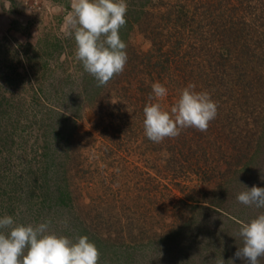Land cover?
Listing matches in <instances>:
<instances>
[{
	"label": "rangeland",
	"instance_id": "374dc122",
	"mask_svg": "<svg viewBox=\"0 0 264 264\" xmlns=\"http://www.w3.org/2000/svg\"><path fill=\"white\" fill-rule=\"evenodd\" d=\"M152 1L127 0V3L128 8L129 3H132L135 8L145 3V6L149 5ZM71 3L72 0H0V104L2 103L0 115H5L8 128L6 133H0L6 136L14 135V138L8 137L13 145L9 154L0 148V216L11 215L17 223L33 225L46 218L52 221L51 230L73 239L84 232L87 234L86 231L91 222L88 221L84 228H78V206L74 212L68 208L64 210L63 215L68 217L65 225L56 219L54 212L49 211L48 204L42 208L41 190H38L36 184L38 177L40 179L44 171L40 169L42 166L47 169L46 177L56 178L62 185L68 183V179L76 173L81 178L89 172L85 169L78 171L79 161L76 156L78 147H75L76 153H73L72 146L68 147V144L77 142L75 140H78V136H75L73 141L72 135L73 128L78 129L79 126L81 129H89L94 133L84 150L90 159L85 161L86 167L96 169L95 179H104L103 175L106 176L105 183L92 192L97 201L91 199L92 204L88 202V198H83L80 211L84 215L89 211L95 213L98 208L105 212L104 205L96 204V202L106 203V201L102 202L101 195L106 196L112 192L124 193L120 186L128 184L129 181H131L130 184L136 181L139 183L141 194L150 189L152 193L162 190L164 193L160 196V200L163 202V208L176 210L177 206V214L187 213V218L178 222L176 227L163 226L164 230L159 229L163 237L161 241L156 242L146 236L149 240L133 241V245L131 244L128 249L120 240L105 241L103 247L96 246L99 250L98 264H217L220 257L224 259L225 264H231L230 259L234 261V264H246L244 259L234 255L242 246L241 237L238 235L240 222L250 221L264 212V208L244 205L238 202L236 197L241 191H246V187L251 188L253 185L264 187V179H262L264 177V96H257L256 102L263 100L256 106L257 111L251 106L249 108L251 112L245 114V120L250 126H247L249 132L244 131L242 152L248 154V157L240 162L239 170L236 171L234 166L230 169V171L235 170L229 174L231 177L225 180L233 178L231 183L225 182L220 188H206L205 184L197 182V176L191 169L188 173L190 176L186 178L178 176L179 166L186 163V167H190L195 160L166 161V158L160 157L164 154L163 151H158L160 143L148 145L149 142L142 137V131L127 141L126 135L119 136V133L103 135L101 131L93 128V123L96 121L95 113L84 99L88 96L81 95L79 92V86L84 82L87 84L92 82L94 85L97 81L95 78L91 79L93 76L84 70L81 62L76 60L74 39L64 35V20L71 9ZM134 10L136 14H139V10ZM201 12H205L204 8L197 10V19L200 18ZM225 21L222 20L220 23ZM249 31L254 40L252 47L248 50L263 53V49L257 47L259 42H256L255 35L259 32L255 33L251 28ZM127 32L126 35L131 36L130 40L134 45L133 51L137 49L143 52L151 47L148 39L138 31L137 25L133 28L127 27ZM120 34L121 31H119ZM193 34L204 35L209 39L212 33L208 32L206 22L198 20ZM190 54L192 55V52ZM191 62L194 64L193 60ZM203 62L202 64H205L208 61ZM173 65L175 67L172 76L168 79L169 85L165 86L168 94L159 100L161 107L167 111H170L171 106L178 99L179 83H184L188 78L190 81V77H193L192 74L195 72L194 67L191 75L188 73V76H182L184 74L182 72L187 70H180L179 64L175 61ZM180 65L185 66V63ZM207 66L205 65L204 72L207 71L209 80L217 83L219 78L217 72L208 71ZM138 67L143 66L138 64ZM17 69L23 72L27 70L28 77L31 74L30 77L35 81L38 79L44 83L45 92L52 103L51 107L54 106L56 109L59 107L58 109L65 112L75 113L76 124L60 117L54 119L60 120V127L57 126V128L50 127L46 130L38 129L40 125H32L35 120L33 112L24 110L22 106L25 98L30 96L32 87L28 85L27 78L24 82L22 79H14V76H18L15 74ZM3 95H6V98H3ZM4 105L8 108L5 114L1 113L5 110ZM78 113L82 115L78 117ZM237 115L239 116L240 112ZM55 130L57 131L54 132ZM46 141L50 145L51 153L53 152L56 156V160L53 158L54 161H39V154L34 149L36 143H46ZM106 142H108L107 145H112L115 151L110 156L108 153L112 149L105 152L108 146L101 151ZM94 154L101 158L100 161H92L95 159ZM201 159L204 158H199ZM207 162L201 161L203 165ZM227 162L223 161L224 170ZM179 163L182 164L179 165ZM231 163L233 164V161ZM134 173L138 174V180L132 178ZM211 174L214 175L212 181L219 180L215 173ZM178 181H184V184H179ZM196 183L199 190L190 189ZM201 187H204V190ZM87 193L90 194V192ZM209 202L220 205V207L217 206L219 211L213 208L216 207L214 205L212 208L207 206ZM140 206L142 211L154 213V210L147 208L148 200L143 199ZM153 206L152 204L151 207ZM117 209H121L120 213L128 212L127 206L118 205ZM18 211L19 215H17ZM140 221L135 223L140 224ZM156 227L158 226L153 229H157ZM169 232L170 237H167ZM87 235L88 238L91 237ZM258 260L260 264H264V257H258Z\"/></svg>",
	"mask_w": 264,
	"mask_h": 264
},
{
	"label": "trees",
	"instance_id": "16d2710c",
	"mask_svg": "<svg viewBox=\"0 0 264 264\" xmlns=\"http://www.w3.org/2000/svg\"><path fill=\"white\" fill-rule=\"evenodd\" d=\"M145 4L133 8L132 3H129L126 24L119 30L122 40L127 45L128 59L124 71L114 75L103 86H98L97 82L94 85L92 82L89 84L84 82L79 86V92L81 95L88 96L84 99L87 101L88 107L95 113L96 121L93 123V128L101 131L103 135L108 133H119V136L126 135L127 141L142 131V137L149 142L148 145L150 143L157 144L146 137L143 128V107L149 101L151 85L157 81L165 86L169 85L168 79L172 76L175 67L173 61L179 64L180 70H187V72H182L184 73L182 76H188V73L191 75V71L195 67L193 77H190L191 80L189 81L188 78L184 83L180 82L178 88L181 90L189 83H193L196 85V91H208L218 105L217 116L210 121L206 131L186 128L181 130L178 136L164 138L159 142L158 151H163L164 154L160 157L166 158V161L169 162L195 160L190 167H186V163H183L185 166L179 163L182 166H179L178 176L184 178L190 176L188 173L191 169L197 176V182L205 184L204 187H223L225 182L233 181V178L225 179H229L231 177L229 174L235 169L239 170L240 162L248 157V154L242 152L244 131H248L247 126H250L245 120V114L251 112L249 110L251 106L257 111L256 106L263 101L256 102L257 96H264V0H153L149 5L145 6ZM142 7L143 9H141ZM199 8H204L205 12H201L200 18L197 19L196 14ZM134 9L139 10V14H136ZM198 20L206 22L208 32L212 33L211 38L193 34ZM222 20L226 21L220 23ZM135 25H137L138 31L151 43V47L147 51L142 52L137 49L133 51L134 45L130 40L131 36L126 34H128L127 27L133 28ZM250 28L255 33L259 32L255 35L256 42H259L256 45L259 49H263V53L248 50L252 47L254 40L251 37ZM192 60L194 64L191 62ZM202 61L208 62L202 64ZM180 63H185V66H181ZM128 64L129 67H127ZM138 64L143 67L139 68ZM205 65L210 66L206 67L208 71L217 72L219 76L217 83L209 80L207 71L204 72ZM15 74L18 76H14V79H22L24 82L27 78L28 85L32 87L30 96L25 98L22 105L24 110L33 112L35 120L32 125H40L41 127L38 129L46 130H49L50 127L57 128L61 124L60 120H57L60 117L76 124L75 113L65 112L58 109L59 107L57 109L54 106L51 107L52 103L45 92L44 83L38 79L35 81L30 77L31 74L28 77L27 70L23 72L17 69ZM250 93L252 94L250 95ZM104 97L105 99H103ZM3 98H6V95H3ZM1 106L2 103L0 108ZM4 108L5 110L1 112L3 114L8 111L5 105ZM238 112H240L239 116ZM81 115L78 113V117ZM55 118L57 119L54 120ZM117 118L118 121H116ZM5 121V115H0V132L2 133H6L8 129ZM93 134L92 130L75 127L72 137L74 141L75 136H78V140H75L78 145L77 142L68 144L69 148L72 146L73 153H76L75 147H78L76 153L79 161L78 171L79 169L89 171L84 177L80 178L76 173L68 179V183L62 185L56 178L46 177L47 169L44 166L40 167L44 171L41 173L40 179L38 177L36 184L38 190H41L40 204L42 208L48 204L47 208L56 214V219L64 222L68 219L66 215H63L67 208L74 212L78 206V228H84L90 221L91 224L86 233L91 235L89 240L99 247H103L105 241L117 242L120 240L121 243H125L126 249L130 248L133 241L137 242L140 239L145 241L150 237V240L161 241L163 237L159 229L164 230L163 226L176 227L178 222L187 218V213L177 214V206L176 210L162 207L163 202L160 200V196L164 193L162 190L152 193L150 189V191L141 194L139 183L136 181L130 184L131 181H129L128 184L120 186L124 193L112 192L106 196L100 194L102 202L106 201V203L96 202V204L104 205L105 212L98 208L95 213L89 211L84 215L80 211L83 198H88L89 203H92L91 199L96 200L92 192L99 185L105 183L106 179L105 175H103L104 179H95L96 169L86 167L85 161H90V159L84 150ZM10 136L14 138L12 134L6 136L0 133V148L7 151L8 154L13 146L11 139L8 138ZM13 142L15 141L13 140ZM107 144L108 142L104 144L101 151L108 146L105 152L112 149L108 153L110 156L115 151L112 145ZM34 149L39 154V161H54L53 158L56 160L47 141L46 143H36ZM94 156L95 159L92 161H100L101 158L98 155L94 154ZM199 158L204 159L199 160ZM201 161L209 163L203 165ZM223 161H233V164L227 162V167L224 170ZM232 166L235 169L230 171ZM208 173H215L219 180L212 181L214 175H207ZM137 176L138 174L134 173L132 178L138 180ZM178 182L184 184V181ZM197 185L196 183L190 189L199 190ZM204 187L201 188L204 190ZM143 199L149 201L147 208L154 210V213L141 210L140 204ZM152 204L153 207H151ZM118 205L127 206L128 212L120 213L121 209H117ZM212 205L216 206L213 207L216 210L220 207L214 202L207 204L211 208ZM156 215L161 217L158 218ZM138 220H141L140 224H137ZM155 226L158 227L154 230ZM87 234L84 232L82 235L88 237ZM167 237H170V232L167 233Z\"/></svg>",
	"mask_w": 264,
	"mask_h": 264
},
{
	"label": "clouds",
	"instance_id": "9594fccd",
	"mask_svg": "<svg viewBox=\"0 0 264 264\" xmlns=\"http://www.w3.org/2000/svg\"><path fill=\"white\" fill-rule=\"evenodd\" d=\"M127 10V0H72L65 16L64 35L74 39L76 60L98 86L124 71L127 45L119 30L126 24ZM151 89L143 107V128L146 137L155 143L178 136L186 128L206 131L217 116L218 105L211 94L196 91L193 83L179 90L170 111L159 103L168 94L165 85L157 81ZM246 189L237 195V201L264 208V187ZM51 225L47 219L33 225L17 223L11 215L0 216V264H98L99 250L86 235L69 238L51 230ZM238 235L242 246L234 255L246 264H260L258 257H264V212L248 222L241 221ZM217 264H225L224 259L220 257Z\"/></svg>",
	"mask_w": 264,
	"mask_h": 264
}]
</instances>
